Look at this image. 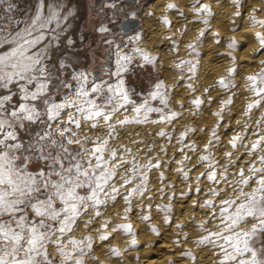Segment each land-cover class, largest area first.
Returning <instances> with one entry per match:
<instances>
[{
    "label": "snow or ice",
    "instance_id": "1",
    "mask_svg": "<svg viewBox=\"0 0 264 264\" xmlns=\"http://www.w3.org/2000/svg\"><path fill=\"white\" fill-rule=\"evenodd\" d=\"M233 2L239 8L240 0ZM16 7L13 0H0V264H86L94 248L92 237L85 235L77 239L73 233L80 229V221L85 216L89 218L83 230H89L92 220L101 215L100 207L107 203L101 196L115 201L121 194L120 189L132 184L139 171L134 162L132 167H126L129 162L111 147L110 139L117 138L116 126L142 123L137 118L141 112L146 114L161 109L153 108L145 100L132 107L136 116L111 123L122 108L134 105L123 78L130 70L132 57L122 53L117 45L115 71L108 74L116 78V83H90V73L69 71L76 67L74 58L80 55L67 50L74 47V41L62 36L67 28L65 22L73 15L72 10L65 8L62 0H35L31 15L25 14L19 19L13 15ZM175 7V4L167 5L168 9ZM195 12L198 16L211 15L207 4H200ZM240 14L238 10L235 12L237 16ZM251 21L264 27V20H257L255 15L251 16ZM164 23L170 22L165 18ZM203 23L207 24L208 20L204 19ZM96 31L102 35L103 43L113 44L107 38L109 26L102 24ZM204 34L201 31L197 40ZM256 38L264 48V34L257 32ZM235 46L233 40L229 47ZM188 47L194 50V45ZM134 51L143 61L141 67L144 64L155 67L156 57L141 49ZM185 64L191 62L182 60L175 67L179 69ZM189 71L194 73L195 65H191ZM234 71L229 68V75ZM247 80L251 82L249 91L259 97L247 105V110L251 111L264 101V70L248 76ZM218 83L227 87L223 77ZM164 87V82L157 80L150 96L166 106ZM192 103L199 107L202 101L197 98ZM222 111L214 115L221 116ZM165 118L175 119L176 113L162 117ZM101 120L106 134L83 133L85 127L90 132L100 128ZM253 135L256 139L247 148L255 161L250 162L249 175L240 169L237 181L251 190L234 188V192L238 191L235 199L221 200L222 227L196 241L197 244L221 241L217 245L221 253L219 264H264V243H259L264 236V129L258 127ZM213 136H216L215 131ZM239 139V136L232 138L233 148ZM207 149L205 145V151ZM199 159L208 161L210 157L200 156ZM120 169L126 174L117 187L110 182ZM177 171L187 178L183 168ZM201 175H207L210 181L217 179L211 171ZM146 182L147 176L141 174L140 184L127 190L125 202L130 203L129 197L137 193L143 195L146 188L140 185ZM210 191L213 196L220 194L219 190ZM200 206L212 207L213 201L205 200ZM117 228L132 232L130 224ZM108 238L99 235L101 241ZM132 243L136 241L133 239ZM109 252L113 256L120 255L116 248H110Z\"/></svg>",
    "mask_w": 264,
    "mask_h": 264
},
{
    "label": "bare ground",
    "instance_id": "2",
    "mask_svg": "<svg viewBox=\"0 0 264 264\" xmlns=\"http://www.w3.org/2000/svg\"><path fill=\"white\" fill-rule=\"evenodd\" d=\"M169 3L176 7L168 9ZM105 4L110 11L118 12L115 20L122 24L124 33L122 43L113 42L112 72L115 71L117 45L122 53L132 57V64H143L135 49L156 57L155 67L143 65L152 67L156 75L148 88L143 81L136 90L129 76L132 64L128 66L130 70L123 78L134 105L122 108L111 123L136 116L132 107L145 100L161 111L141 112L137 118L142 123L116 126L117 138L110 139L111 147L129 162L126 167H132L134 162L139 171L132 184L120 189L121 194L115 201L102 195L101 199H106L107 203L100 207L101 215L92 220L87 231L83 230L89 218L85 216L80 221V229L73 235L77 239L85 235L92 237L94 248L86 264H219L221 253L217 245L221 241L216 244H197L196 241L222 227L221 200L235 199L238 191L234 192V188L251 190L237 181L240 169L249 175L250 162L255 161L247 148L256 139L253 133L258 127L264 129V101L260 107L247 110L249 103L259 99L249 91L251 82L247 77L264 70V48L256 38L257 32L264 34V27L251 21L252 15L264 20V0H240L239 8L233 0H199V3L197 0H109ZM200 4H207L211 15L198 16L195 8ZM237 10L241 13L239 16L235 15ZM165 18L170 23L165 24ZM204 19L208 20L207 24L203 23ZM201 31L205 34L197 40ZM233 40L236 46L230 48ZM189 44L194 45V50ZM182 60L191 64L177 69L175 65ZM191 65H195L194 73L189 71ZM229 68L235 69L231 75ZM221 77L227 87L219 85ZM157 80L164 82L166 106L159 99H151ZM102 81L115 84L116 78L94 82ZM197 98L202 101L199 107L192 103ZM229 100L231 103H226ZM221 109V116L214 115ZM171 113H176L175 119H162ZM100 124V128L91 132L85 127L83 133L106 134L102 120ZM161 132L165 135L161 136ZM234 136L240 137L235 148L230 143ZM205 145H208L207 151ZM200 156L210 159L200 161ZM149 164L152 166L142 167ZM178 168H183L187 178L177 171ZM208 171L216 174V181L201 175ZM125 174L124 169L118 170L110 183L119 187L120 178ZM141 174L147 176L146 184L140 185L146 192L129 197L130 203H126L127 190L140 184ZM210 190H219V196L211 195ZM205 200H212L213 206L201 207ZM144 216L149 219H143ZM121 224H130L132 232L117 228ZM99 235L109 238L101 241ZM259 243H264V236ZM110 248H116L120 255L113 256Z\"/></svg>",
    "mask_w": 264,
    "mask_h": 264
},
{
    "label": "rangeland",
    "instance_id": "3",
    "mask_svg": "<svg viewBox=\"0 0 264 264\" xmlns=\"http://www.w3.org/2000/svg\"><path fill=\"white\" fill-rule=\"evenodd\" d=\"M13 2L17 6L13 13L16 18L23 19L25 14L31 15L30 10L35 0H13ZM62 2L65 8H70L73 12V15L65 22L67 28L62 36L71 38L74 41V47L67 50L80 54L74 58L76 67L69 69V71H86L90 73V83L103 78L107 79V81L112 80L113 77L110 78L108 74L112 72L113 68V44L103 43V37L96 31V28L102 24L110 25L109 28L111 30L107 34V38H111L113 42L118 40L117 42L122 43L124 34L122 24H117L115 20V17L118 18V12L108 9L105 3L109 2V0H62ZM110 21L114 22L109 23ZM57 55L59 57L60 53H57ZM129 76L131 84L136 86V90L144 82L148 88L156 80L155 71L152 67H141L138 64H132ZM68 79L70 80L71 78L68 77ZM72 84L75 85V81H72Z\"/></svg>",
    "mask_w": 264,
    "mask_h": 264
}]
</instances>
